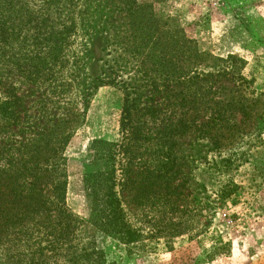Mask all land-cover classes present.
Returning <instances> with one entry per match:
<instances>
[{
  "label": "rangeland",
  "instance_id": "1",
  "mask_svg": "<svg viewBox=\"0 0 264 264\" xmlns=\"http://www.w3.org/2000/svg\"><path fill=\"white\" fill-rule=\"evenodd\" d=\"M137 14L153 15L151 51L180 72H150ZM233 95L255 102L253 126L219 145L198 123ZM35 168L48 207L54 168L64 183L74 239L0 211V264H264V0H0V172L31 180ZM103 184L129 190L131 243L84 221Z\"/></svg>",
  "mask_w": 264,
  "mask_h": 264
},
{
  "label": "trees",
  "instance_id": "2",
  "mask_svg": "<svg viewBox=\"0 0 264 264\" xmlns=\"http://www.w3.org/2000/svg\"><path fill=\"white\" fill-rule=\"evenodd\" d=\"M138 8V7H137ZM148 14V13H147ZM134 17H138V21L134 20L133 23H135L137 26L135 28L134 33V43L135 46L138 47L137 52L139 53L140 50L144 51V43L145 45L150 43L151 41L154 44L150 48L147 49L146 56L152 60V66L150 69V72H154L161 75H165L167 77L172 76L174 73L180 72L178 70H175L174 72L169 71L166 69V65L168 63H172L171 59L165 60L163 57H161L162 52L158 54H155L152 52V48H155L158 41V35L159 30L156 29V25L153 24V21L155 19H152L153 15L150 14V17H139L137 15H131ZM150 21L152 22V28L150 29L145 24ZM147 21V22H146ZM184 41H187L184 39ZM146 51V49H145ZM194 56L197 60L202 61L203 59H206L205 57L201 56V53H199L196 48H193ZM183 54V51L181 49V55ZM210 58H213L210 56ZM214 60L217 58H213ZM180 79V75H178ZM178 79V80H179ZM208 83V80H206L203 77H196L195 83L197 86H201V83ZM179 83L184 84L185 81H180ZM207 85L203 87L202 89L205 91ZM177 91H173L172 94L174 97L177 96ZM181 92V91H180ZM197 96V95H196ZM204 96V95H203ZM186 95L183 93L180 95V98H185ZM245 99L244 102H242L241 96H235L233 95L230 99L223 100H214V104L211 107V116L208 117V122L205 120H201L199 122V126H209V128H213L214 130H218V133L216 135V131L211 135V138H214L213 141L215 143L222 145L221 138H227L231 140V138L234 136H231L232 133H237L239 130H243L244 126L252 127L253 124L250 125L251 122L254 120L252 119L253 112H254V101H249ZM179 102H176L175 104L178 105ZM205 107L202 108V105ZM209 103L207 101L203 100L198 104V108L202 109L203 111H206V106ZM166 106V105H165ZM187 107L185 104H181V109ZM187 108L185 110V113L188 112ZM210 109V107H209ZM232 113H237L239 115V118L237 116L232 115ZM199 116V112L197 113V117ZM180 124L184 123V117L180 118L179 120ZM231 123V124H230ZM60 124L59 121L54 122V125L58 127ZM160 131V129H158ZM228 132V134L226 133ZM101 142V141H100ZM262 144V143H261ZM33 167L39 166V165H32ZM36 168L32 171V179L28 180L26 177L23 176L24 172L21 171L22 177L20 178L18 176V173L10 172V170H7L5 172H0V178H5L6 176H9V180H7V183L5 184V192L10 194L9 199H0V211L3 212L4 215H9L10 217L13 216V220L11 225L13 224H20L21 227H25L26 223L23 219H21L24 216H30L31 220L35 222L34 226H38L39 224L44 225L45 227H51L52 229H56L57 227H60L66 232V241L69 243L73 241L74 235H73V228L75 223H77V219L75 215L68 214L58 206V203H63V194L65 192V185L64 183L60 182H54L56 169L54 168V174L52 177V189L51 191L58 194V197L52 198L49 202V207L45 201L40 200L39 195L42 192L40 181V176L35 173ZM38 171V170H37ZM40 172V171H38ZM12 173V174H10ZM35 173V174H34ZM97 175L104 174L105 177H107V174L110 172L103 171V172H96ZM163 174L158 171L155 175L156 177H161ZM26 178V179H25ZM87 181V178H85ZM92 185H96L98 188L100 187V183L96 182V180H93ZM2 187V186H1ZM115 187V184H114ZM103 193H98L97 195L95 193L92 194V206H91V214L87 220H84L87 224L91 226L93 229V232H101L104 235L111 236L114 238H117L119 241H122L124 244L131 243L135 240L136 235L135 233L130 229V226L127 224L126 220V214L123 211V201L124 198L128 195V191L126 195L123 197L122 194L126 190V185L124 187H121L119 192L113 190V187H105L103 184ZM145 189L142 188L140 192L137 194L136 192H131V197L135 198L137 197L140 199L143 197V191ZM118 194H121L118 196ZM60 195V199H59ZM59 207V208H58ZM48 209V214L45 216H41V214H37L40 212V210ZM81 222V220H80ZM39 223V224H38ZM63 236V235H62ZM92 249V253L97 252L98 250ZM89 255V254H86ZM103 259V258H102Z\"/></svg>",
  "mask_w": 264,
  "mask_h": 264
}]
</instances>
